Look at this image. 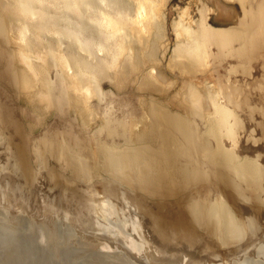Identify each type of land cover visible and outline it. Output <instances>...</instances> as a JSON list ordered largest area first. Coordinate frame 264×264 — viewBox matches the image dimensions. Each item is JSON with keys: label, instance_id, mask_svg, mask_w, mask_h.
I'll return each instance as SVG.
<instances>
[{"label": "bare ground", "instance_id": "6f19581e", "mask_svg": "<svg viewBox=\"0 0 264 264\" xmlns=\"http://www.w3.org/2000/svg\"><path fill=\"white\" fill-rule=\"evenodd\" d=\"M237 1L245 6L250 0ZM164 3L0 0V172L13 173L0 177V250L20 231L39 230L42 240L50 236L53 243L59 239L62 244L78 233L82 239L76 244L81 239L110 261L120 250L129 264H264V96H251L243 86L231 88L226 81L237 73L251 75L255 63L262 61L264 0H254L246 13L255 21L250 30L212 26L207 4L196 24L187 17L190 8L174 19L170 65L193 78L222 64L230 73L222 76L225 80L217 79L219 89L209 85V92L184 83L181 101L202 118L197 125L154 101L144 105L145 116L144 99L124 94L137 79L140 90L169 86L156 69L141 74L159 59L166 36ZM105 81L122 95L106 91ZM261 83L255 84L264 89ZM22 96L28 100V112L16 106ZM237 96L238 104L233 103ZM53 114L57 119L49 125L47 118ZM36 124L46 130L29 138L26 132ZM138 141L145 142L135 144ZM52 159L59 167L52 168ZM20 165L28 169L30 178L23 175L31 181L36 167L48 172L51 185L59 188L57 199L30 206V196L21 188ZM98 177L105 180L109 194L81 207L83 183ZM208 181L210 191L196 200L184 195ZM218 183L224 185L222 191ZM123 189L141 208L162 212L168 204L172 215L181 212L184 217L173 220L153 213V222L151 217L143 221L156 232L142 235L143 224L119 213L112 200ZM66 195L77 203L68 202ZM237 202L245 205L233 210ZM246 239L248 244L240 249ZM218 242L238 250L224 258L211 250Z\"/></svg>", "mask_w": 264, "mask_h": 264}, {"label": "rangeland", "instance_id": "374dc122", "mask_svg": "<svg viewBox=\"0 0 264 264\" xmlns=\"http://www.w3.org/2000/svg\"><path fill=\"white\" fill-rule=\"evenodd\" d=\"M164 1H165V3H164L165 5L162 8V10H163V13H164V18L166 20L165 21L166 36H165V38L163 40V43H162V49L158 53V55L160 54L158 56L160 60L158 58H156L157 60L155 59L154 60L155 62L152 61V62H150L151 64L148 63L147 66L148 65L149 66L148 67L145 66L144 67L145 70L143 69L141 74H143V73H145L147 71H151V70L155 71V69H156V72H158V74H160V76L162 78L166 79V81L169 84V86H168L167 89L165 88V89H159V90H140L139 89V83H137V81H138V79H137V80H133L132 82H130V85H128L126 90L124 91V94L134 95L136 97H141L142 99H144L143 100L144 102L142 104V111H143L145 116L148 115V111H147L148 108L147 107H148L149 102L150 101H154L157 104H159L160 106H162L163 108H165L166 110L169 109L172 113L180 114V115L182 114V116L187 118L191 123H194V124L197 125L198 123H200L198 120L201 121L202 118L200 119L198 114L192 108H188L186 105L184 106L183 102L181 101L182 100V96L181 95H182L183 91L185 90V88H184L185 84L184 83L195 84L200 89H202V90H204L206 92H209L210 91L208 89L209 85H210V89H211V87L214 88V89H219V85L217 84V79L218 78L219 79L222 78L223 80H225L224 78H227V74L229 73V70H227V68H226L227 64H222L221 66L218 65L217 67L212 68L205 75H198L197 77L193 78L190 75L181 74V71L179 69H177V68L173 67L172 65H170L171 63H170V59L169 58L171 57V53H172V49H173L172 46L174 47V45H175V36H174L173 31H172V24L174 22V19L178 20L179 16L182 15V13L184 14V12H186V11L188 13L189 12L188 10L190 8V12L191 13L189 12V15L187 14V17H189V19L191 21H192V19H194L192 22L194 24H196L195 20L197 18H198V20H200L203 17L202 16L203 13L201 12L202 13V15H201L199 13V11H202L201 9H203L204 6L207 7L206 6V4H207L208 7L211 9V10L208 9L207 20L212 26L218 27V28H226V29L227 28H229V29L230 28H235V29H244V30H248L249 29L250 30V29H252L254 27L255 21L250 19L249 15L246 14V13H248L250 11V9L251 10L253 9V7H254L253 1L254 0L247 1L245 6H243L242 4L240 6V4H238L239 1H237V0L236 1L235 0H164ZM198 6H199V8H198ZM254 10L256 11V8ZM255 11H254V14H256ZM190 15H192V17ZM177 16H178V18H177ZM263 53H261L260 56H263ZM263 59H264V56L262 58V61H261V59L260 60L257 59V60H259L258 64L255 63L256 65H254V68L251 69V72H250L251 75L250 74H248V76L245 75L244 76L245 78L243 77V75L241 76L240 73L230 75V77H229L230 79H228V78L226 79V81H228L230 87L231 88H236L239 85L243 86V88L246 91V93H248L251 96H258V95H259V97L262 96L261 99L263 100L264 89H261L260 87H258L255 84L257 82L259 83L260 81H263V83H261V85L264 84V79H263L264 75L261 76V74L264 72V70H262V69H264V61H263ZM257 60L255 62H257ZM157 61H159V62H157ZM261 62H263V63H261ZM154 63H155V65H154ZM259 64H261V66ZM223 65L225 67H223ZM257 65H259V67ZM157 66H158V68H157ZM175 69H177L178 71H175ZM260 71H263V72H260ZM222 76H224V78ZM242 78H244L245 80H243ZM239 81H241V82H239ZM104 83L105 84H103V87H104V89L106 91L122 95V94H120L121 91L117 90L109 81H105ZM207 83H208V85H207ZM252 83H254L257 86V87H255V89L253 87L254 84L252 85ZM234 85H236V86H234ZM256 89H257V93H256ZM163 90H166V91L163 92ZM25 93H27V92H22L21 94L27 95ZM179 93H180V95H179ZM259 93H261V94H259ZM237 97H235L233 99V103L238 104L237 102H239L240 97L239 96H237ZM223 100L224 99L222 98V101ZM146 101H148V102H146ZM15 103H16V106H18L21 111H23V112L24 111L25 112L30 111L29 110V105H28V100L26 99L25 96H22L20 99L18 98V100H16ZM181 103H182V108H181V106H179ZM92 104H95V101L92 100ZM144 105H146L147 107L144 106ZM187 113H188V115H187ZM194 116H195V118H194ZM54 119H57V116L55 114H53L52 116L50 115L49 119L47 118L46 123L51 125L52 122L54 121ZM71 119H73L72 121H76L78 123V118L75 116V114H71ZM25 121H26V126H27L28 125V120L26 118H25ZM197 121H198V123H197ZM144 125H147L146 121H145ZM45 130H46V127L44 128V124H41V126H40V124L39 125L36 124V126L32 130L33 132L32 131H30V132L27 131L26 133H27L29 138L33 139V138H37L39 135H41V133L43 134V132ZM242 136H244L245 138L242 137ZM242 136H241V138H243L242 141L244 139H245L244 141H246L245 133H243ZM146 139H147V137H146ZM244 141H243V143L245 144L246 142H244ZM142 142H145V141H142ZM142 142L138 141V142H135V144L142 143ZM247 142H248V145L250 146L251 142L250 141H247ZM245 145H247V144H245ZM256 146H258V144H256ZM52 161H53V163L51 164V166H53L52 168H55V166L59 167V165H57L55 160L52 159ZM20 164L23 165L21 162H20ZM21 165L19 166V169L22 168ZM36 169H37V172L31 173V175L35 176L33 181H31L29 179L30 178V172H29V174L26 173V172H28L27 171L28 169L19 170V171H23V172H21L22 177H23V182H22V185L21 184L20 185H21L22 191H26L29 194V196H30V198H29V205L30 206L42 205L43 202L45 201V198H51L52 199L54 197L55 199H57V197H58V195L60 193L59 188L56 185H53V184L51 185V179L47 178L48 177V172H44L43 173L42 170L39 169V167H36ZM33 171H34V169H33ZM23 173H25L29 178L27 176H25V174L23 175ZM12 174L13 173L10 172V169H4V171L2 170L0 172V177L2 178L4 176H9V175H12ZM92 180H91V182H86V183L84 182L83 183V186L81 188V192L85 196L81 197L78 200L79 204H81V207H82L83 204L88 202V200L89 201L92 200V203H93V202H95L96 199L103 198L104 197L103 195L109 194V189L107 188V186L105 187V184H104L105 180L104 179H102L101 177H98V179H92ZM6 186H7V184H6ZM211 186L212 185H211V183L209 181L208 182H203V183H200V184H196V186L194 185L184 195L187 194V196H189L190 194H192V199H193V197H195V200H196L197 197L201 196V194L204 191H206V190L210 191L209 188ZM218 187L220 188L221 191L225 188L222 183H218ZM120 190L121 189H119L118 191L120 192ZM123 190H122L121 194H119V192H118L119 196L113 197L112 200L115 203V206L118 208V212L119 213L128 214L130 217H133L132 219H134L135 221L141 222L143 224V226H144L143 231L141 230L142 231L141 232L142 235L143 234H149V233L152 235V233L156 232V229L153 230L151 227L146 226L144 224V221H143L144 218L148 219V218L151 217L150 220H152V222H153V219H156V216L153 213H156V214H159V213L161 214L162 213L161 215L164 214L163 215L164 217L167 216L166 218H169V219L171 217L173 220H181V218L184 217V214L181 213V212H175V214L172 215L171 211L168 210L169 209L167 207L168 204L165 206V210L162 211V212H160L159 210L157 211L155 209H154L155 211L154 210H149L148 211V209H145L143 206L141 208L136 203V200H134V198L131 196V194L130 193L125 194V189H123ZM87 196H90L91 198H88ZM65 198H68L67 195H66ZM31 200H33L34 202H32ZM30 201H31V204H30ZM68 202L77 203V202L73 201L71 198H68ZM244 205H243V202L242 203L237 202L236 204H234L233 210H235V208L237 209L238 206H239L238 208H240V207H242ZM176 210H178L177 207L173 208L172 211H176ZM10 211L14 212L15 209L13 210L11 208ZM26 214L30 215L29 212H27ZM80 215H83V214L80 213ZM30 217L28 216V218H30ZM32 218H34V217H32ZM186 218H187L186 221L190 220V218L188 216H186ZM20 232L21 233L17 234L18 236L16 235L17 237H15V240L13 239L14 242L13 241H7L4 244V246L6 245L8 248L5 246V247H3L4 250L3 249L0 250V253H1L0 254V264H8V263L9 264H12V263L13 264H17V263L18 264H53V263L54 264H60V263H62V264H66V263L67 264H98V263L99 264H103V263L104 264H111L112 263L113 264L115 262H116L115 264H118V263L129 264L128 261L125 260L126 263L124 261V259H127V256H125V254L123 255V253H119L120 250L117 251V249L115 250L116 251V258L114 257L113 260L116 259V260H118V262L117 261H113V260L110 261L111 259H109V258L108 259H104V257H101L98 252H97L98 254L95 252L96 249L91 248V246L90 245L88 246V244H84L83 240H81L82 239V237H80L81 235L78 234V233H75L76 237H73L74 239L73 238L70 239L71 242L74 243V244L69 245L71 243L69 241V239L64 241L63 244L61 243L62 240L57 239V241H56V238H55L56 242L53 243V241L50 240L51 238H49L50 236H48L46 239L42 240V238L40 236H38V235H41V234H38L39 230H37V233H36V231L33 232V233L32 232L29 233V231H25V230H22ZM19 237H20V240H19ZM78 237L81 238L79 245L76 244L79 241ZM75 238H77L78 240L76 239V241H75ZM47 239L49 241H52V242H49V241L46 242L45 240H47ZM17 240H19V241H17ZM67 241H69L70 243L65 245V243H67ZM38 242L39 243L41 242L40 246H39ZM57 242H60V244L58 243L59 247L57 246L58 249H56V247H55ZM206 242H208V240H206ZM247 242H248V240L246 239L243 243H240L239 244L241 246L240 249L241 248L244 249L243 245L244 244H248ZM11 243H12V245H9ZM13 243L16 244V245H14ZM49 243H51V244L49 245ZM51 245H54V247L53 246L51 247ZM63 245L65 247H62ZM220 245H222V244H220V242H218V244H215V246L213 248H211V250H213L214 252L220 253V255L223 256L224 258L230 252H232L233 250L234 251L238 250V247H236L234 245L232 247H230V246H227V247L225 246L224 247V246H220ZM60 246H61V248H60ZM186 246H187V248L190 246L188 242H187ZM40 247H41L42 250L40 249ZM0 248H2V247H0ZM49 248L50 249L51 248L52 249L55 248V249H53L55 251L50 250ZM83 248H84V250H83ZM191 248H193V247H191ZM91 249H94V250H91ZM49 250L51 252H49ZM78 250H79L80 253L78 252ZM96 251H98V250H96ZM48 252H49V254H48ZM118 253L120 254L119 258L117 256V255H119ZM121 255H122V257H121ZM235 256L236 255L234 254L232 256V258L235 257ZM63 257H64V259H63ZM99 257H101V258H99ZM8 259H9L10 262L8 261ZM12 260H13V262H12ZM63 260L64 261L66 260L65 261L66 263ZM48 262H50V263H48ZM92 262H94V263H92Z\"/></svg>", "mask_w": 264, "mask_h": 264}]
</instances>
